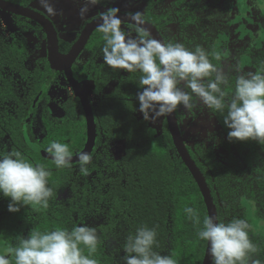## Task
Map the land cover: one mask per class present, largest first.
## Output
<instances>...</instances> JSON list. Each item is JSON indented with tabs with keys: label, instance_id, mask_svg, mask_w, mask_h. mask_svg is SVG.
Here are the masks:
<instances>
[{
	"label": "trees",
	"instance_id": "obj_1",
	"mask_svg": "<svg viewBox=\"0 0 264 264\" xmlns=\"http://www.w3.org/2000/svg\"><path fill=\"white\" fill-rule=\"evenodd\" d=\"M32 1L25 0L23 5L29 6ZM154 1L146 0L145 13L141 16L162 32L164 24L170 20L159 21ZM176 4L182 5L184 0H177ZM198 11L201 10L191 5L176 11L181 30L179 52L189 65L198 56L204 60V77L211 84V89L207 91L211 110L228 137L227 148L237 149L242 159L238 166L227 167L221 163L208 165L202 149L196 151L187 145L212 190L218 209L219 241L214 264H264V224H261L264 221V204L259 207L252 202L248 210L240 205L224 210L215 191V186L230 187L231 182L239 180L241 188L251 198L256 199L259 194L264 203V166L258 164V153L264 149V144L253 140L264 118L254 110L250 101L245 102V98L231 101L233 107L226 103L225 98L229 102L231 100L233 79L222 97L217 90H212L223 80L213 77L214 70L220 66L221 41L216 33L200 36L189 32L190 26L199 21ZM15 18L23 29L31 27L38 36L45 38L41 26L20 16ZM118 26L110 25L97 30L90 39L88 49L96 51L106 48L116 57L118 48L114 29ZM127 26L152 43L150 64H140L138 69L121 77L115 98L102 104L100 113L94 108L97 117L101 114L102 123L97 121L98 138L93 154L100 143L101 125L112 131L115 130L112 124L119 123L125 127V136L130 141L127 149L128 169L141 180L143 188L132 187L134 179L131 175L126 188L120 187L110 195L115 196L116 200L122 199L130 212L136 252L146 264H202L208 243L209 218L200 189L177 153L166 118L162 123V135H159L133 116L136 103L132 100L136 92L153 75L162 81L159 55L143 30ZM216 30H219L218 27ZM163 37L170 50L167 36ZM63 45L67 52L70 45L62 42ZM26 51V44L21 39H14L8 48L4 47L2 65H9L26 74L27 71L16 60L17 57L25 58ZM247 52L245 61L255 74L252 94L262 95L264 49L257 50L252 46L248 47ZM172 65L175 80L179 73L173 58ZM87 73L94 79L96 93L102 91L107 81L118 74L112 66H98L93 61L80 69L82 77ZM59 75V72L51 69L47 54L42 56L35 69L32 91L26 98V109L20 102L19 112L5 126L12 138L13 160L0 166V250L7 256L6 264H113L114 259L108 254L104 239H87L80 225L95 207L93 198L96 195L101 200L105 197L101 196V189L88 185L90 192L84 191L79 201L74 199L68 204L59 202V197L69 186L72 168L84 166L90 160L80 164L57 160L81 152L87 138L85 115L78 98L73 103H66L63 118L53 117L49 112V92ZM2 94L18 101L9 83L0 89ZM174 96L181 123L175 81ZM262 110L264 115V105ZM162 111L165 114L163 105ZM38 119L40 126L36 127ZM0 134H3L1 130ZM135 140L139 142L138 146L133 145ZM249 214H252L250 222L254 228L243 232L240 225Z\"/></svg>",
	"mask_w": 264,
	"mask_h": 264
},
{
	"label": "rangeland",
	"instance_id": "obj_2",
	"mask_svg": "<svg viewBox=\"0 0 264 264\" xmlns=\"http://www.w3.org/2000/svg\"><path fill=\"white\" fill-rule=\"evenodd\" d=\"M64 2L63 0H61ZM94 1V0H92ZM96 3L100 2L95 0ZM177 0H155L154 10L159 21L169 18L170 22L164 24L162 33L167 36L170 44V53L178 69V77L175 83L178 91L180 126L184 133L185 142L191 148L203 150L206 156V164L221 163L227 167L241 164L242 159L237 149L229 150L227 148L228 137L220 127L217 119L213 115L207 91L211 89V84L205 79V63L201 57H197L192 64L189 65L185 58L179 52L180 41V25L176 15L177 10H183L186 5L198 7L201 13H197L199 21L190 26L189 32L197 35L209 34L215 35L214 26L220 28L219 38L222 47L220 54V66L214 70L213 77L221 80L220 85L215 86L212 90L216 91L222 97L223 92L234 80L233 93L231 100L224 99L227 104L232 105L231 101L237 102L240 98H245V102L250 101L254 110L264 118L262 106L264 105V87L262 95H253L255 85L253 83L255 74L250 65L241 58L240 52L246 47L253 46L257 50L264 49V34L262 33L264 25V16L259 15V10L252 5L251 16L246 19L233 18L228 13L226 16H219V8L217 2L221 6L225 3L230 4L229 0H184V4H176ZM69 2V1H67ZM109 2H115L114 8L142 9L144 13L146 0H103L101 5L92 2H83L87 5H95L97 9L107 10ZM127 2L133 3V6L127 7ZM71 3V2H70ZM67 5V6H65ZM60 5L59 0H43L35 4V6L44 9H55L57 12L64 7H68L69 3ZM94 6V7H95ZM225 12H228V10ZM55 13V12H54ZM165 16H167L165 18ZM234 16V15H232ZM238 19V20H237ZM237 20V21H236ZM19 20L15 17L0 11V89L6 84L11 85L12 92L17 96V100L0 102V112L8 116H14L19 112V103H25L26 98L32 91V81L35 69L38 67V60L46 55V41L40 38L33 28L23 29L19 24ZM234 25V26H233ZM63 32L65 36L68 34L73 38L76 28L65 25ZM69 27V28H66ZM79 28V26H78ZM115 42L119 46L116 57L113 58L110 50L106 48L97 49L95 52L86 51L83 53L82 62L90 60L98 66H112L115 78H111L104 85L103 90L96 93L94 84L90 79L84 81L85 89L91 97L94 108L100 113V106L109 99L115 98V90L120 82V78L128 75L134 69H138L140 64L149 65V52L153 50L152 43L149 39H143L136 34V31L125 25L115 28ZM69 37V39L71 38ZM21 39L27 45L25 58L17 57L19 65L27 71L26 74L22 70H17L9 65L3 66L1 55L4 47H9L11 41ZM5 42L9 46H5ZM2 49V50H1ZM256 92V91H255ZM50 100L48 109L53 117L63 118L66 115L64 106L68 101H75V95L65 78L61 75L56 84L49 92ZM136 103L134 117L138 121L145 122L162 135V123L165 114L162 111L163 88L162 81L156 75L151 76L144 86L136 92V96L132 100ZM7 103V104H6ZM102 123L101 114L98 115ZM97 117V118H98ZM264 123V122H263ZM262 123L260 130L254 141L264 144V124ZM115 130H109L103 125L100 134V143L84 166H75L72 168L73 175L70 178L69 186L59 197V202L68 204L69 201L76 199L79 201L84 191L88 190V185L93 189H101V196L97 195L93 198L95 207L84 217L82 230L85 237L89 240L98 241L104 239L106 250L110 254L114 262L113 264H146V261L136 252L135 238L132 236L131 225L133 223L130 212L122 199L116 200L110 195L120 187L126 188L129 185V179L133 175L134 188H143L141 180L137 175L128 169L127 149L130 141L125 136V127L119 123L112 124ZM40 126L39 119L36 127ZM0 139V165L13 160V151L9 137L3 133ZM139 142L134 141L135 146ZM174 155V153H172ZM205 162V159L203 160ZM258 164L264 166V149L258 153ZM219 205L222 209H232L234 207L243 206L247 210L253 203L260 207L262 202L261 195L257 194L256 199L251 198L245 190L241 188L239 180L231 182L230 187L220 188L215 186ZM93 192V191H92ZM253 199V200H252ZM253 202V203H252ZM252 204V205H250ZM252 214L247 216L245 222L240 225L241 231L245 232L254 228L250 222ZM264 224V221L261 222ZM3 251L0 250V256ZM4 255V254H3ZM2 263V262H1Z\"/></svg>",
	"mask_w": 264,
	"mask_h": 264
},
{
	"label": "water",
	"instance_id": "obj_3",
	"mask_svg": "<svg viewBox=\"0 0 264 264\" xmlns=\"http://www.w3.org/2000/svg\"><path fill=\"white\" fill-rule=\"evenodd\" d=\"M89 2V0H83ZM0 10L26 18L38 25H40L46 34L47 40V57L50 67L54 71L62 72L65 78L80 100L81 106L84 111L87 127V138L84 148L81 152L64 158H57L70 164H80L93 155L96 147L98 137V126L96 122L93 104L89 98L86 89L75 78L73 72V65L86 47L93 33L104 26L110 25H133L143 30L152 40L160 59L162 71V88H163V107L165 110V118L167 120L168 129L172 136L175 148L179 157L182 159L193 178L195 179L200 192L204 198V202L208 212L209 218V234L208 243L205 257L202 264H214L216 250L219 241V215L217 205L212 195V190L192 158L187 144L185 142L184 134L182 133L181 126L177 117L174 96V76L173 65L170 51L167 47L166 41L155 25L146 21L141 16L131 13L114 12L111 14H104L89 22L82 30L80 37L72 46L68 53H62L59 46L58 32L54 23L39 11L30 7H24L19 4L12 3L7 0H0ZM81 14L83 19L98 16L99 11L94 5L81 6ZM88 14V15H87Z\"/></svg>",
	"mask_w": 264,
	"mask_h": 264
},
{
	"label": "flooded vegetation",
	"instance_id": "obj_4",
	"mask_svg": "<svg viewBox=\"0 0 264 264\" xmlns=\"http://www.w3.org/2000/svg\"><path fill=\"white\" fill-rule=\"evenodd\" d=\"M7 1H10V2H12V3H15V4H19V5H21V6H24L23 4H24V1L25 0H7ZM41 1H43V0H33L31 3H30V5L29 6H24V7H30V8H33L34 10H36V11H39V12H41L42 14H44L45 16H47L48 18H50V20L54 23V25H55V27H56V30H57V32H58V37H59V46H60V51L62 52V53H68L69 51H70V49L72 48V46L75 44V42L78 40V38L80 37V35H81V32H82V30L85 28V26L89 23V22H91L93 19H95V18H97V17H101L102 15H104V14H111V13H114V12H123V13H131V14H136V15H139V16H141V15H143L144 13H145V9H144V13L142 14V12H141V8L138 10H133V8L132 9H122V8H118V9H116V8H114V6H115V2L113 3V2H109L108 3V7H107V10L106 11H101V10H103L102 8H100V9H97V11H99V13H98V16H96V17H89V18H87V19H83V15L81 14V11L79 10L78 11V16L76 17V19H78L79 20V22H78V24H71V26H69V27H71V30H72V26L73 27H75L76 28V31L77 32H75L72 36H73V38L71 37V35H69L68 34V36L66 35L65 36V33L63 32V30H62V27H60L59 26V24L57 23V21L56 20H54L49 14H51V13H53V12H55L56 10L55 9H44V8H39V7H37V6H35V4L36 3H38V2H41ZM72 1V3L73 4H78L79 2L81 3V6H85V5H87L86 3H87V1H86V3L85 4H83V2H85V1H83V0H79V1H77V0H71ZM128 1H132V0H128ZM219 1H223V0H219ZM230 1V4H229V7H228V3H225V6L223 7V6H221V4H219L218 2H217V5H218V8H219V16H226L228 13L230 14V16L231 17H233V18H240V19H246L248 16H251L252 14H251V11H252V5H255L257 8H258V10H259V15H263L264 16V0H229ZM90 2H92V0H89V3ZM59 3H60V5H62L63 6V2H61L60 0H59ZM252 4V5H251ZM101 5V3H99V5L98 6H100ZM127 7L129 8L130 6L132 7L133 6V3L132 2H129V4H128V2H127ZM81 6H80V9H81ZM95 6V5H94ZM184 6H185V4H184ZM187 6V5H186ZM186 6L184 7V8H186ZM96 8H97V6H95ZM145 8H146V5H145ZM73 10V8L72 9H70V11H68V13H67V16H66V20L68 21L69 19L70 20H72V18L73 17H75V13H74V11H72ZM225 10L227 11L228 10V12H225ZM0 11H2V10H0ZM4 12V11H3ZM51 12V13H50ZM57 12V11H56ZM5 13H7V12H5ZM197 13H201V11L199 12H197ZM7 14H9V15H11V16H13V17H15L16 15H13V14H10V13H7ZM226 14V15H225ZM88 15V14H87ZM232 15H234V16H232ZM21 17V16H20ZM142 17V16H141ZM143 18V17H142ZM26 19V18H25ZM144 19V18H143ZM28 20V19H27ZM238 20V19H237ZM236 20V21H237ZM76 21V20H75ZM147 21V20H146ZM149 22V21H148ZM73 23V22H72ZM151 23V22H150ZM18 24V23H17ZM119 26H121V25H124V24H118ZM154 25V24H153ZM40 26V25H39ZM78 26H79V28H78ZM112 26H116V25H112ZM118 26V27H119ZM125 26H127V25H125ZM133 26V25H132ZM156 26V25H155ZM234 26V25H233ZM69 27H66V28H69ZM105 27V26H104ZM128 27V26H127ZM135 27V26H134ZM217 27V26H216ZM216 27L214 28L215 29V33L217 34V37H219V30H220V28H219V30L217 31L216 30ZM263 27H264V25H263ZM42 28V27H41ZM103 28V27H102ZM130 28V27H129ZM101 29V28H100ZM158 29V28H157ZM97 30H99V29H97ZM96 30V31H97ZM134 30V29H133ZM42 31H43V29H42ZM95 31V32H96ZM114 31H115V29H114ZM44 32V31H43ZM94 32V33H95ZM161 32V31H160ZM93 33V34H94ZM262 33L264 34V28H263V30H262ZM161 34L162 35H164L162 32H161ZM46 35V34H45ZM40 38H42L41 36H39ZM69 37H71L70 39H69ZM92 37V36H91ZM114 38H115V33H114ZM150 38V37H149ZM43 40H45L46 41V54H47V40H46V36H45V38H42ZM91 39V38H90ZM23 41V40H22ZM12 42L13 41H11V43L10 44H12ZM24 42V41H23ZM62 42H64V43H68L69 45H70V48H69V50L67 51V52H65V49H64V46L65 45H63V47H62ZM89 42H90V40H89ZM89 42L87 43V45H86V47L84 48V50L82 51V53L80 54V56L78 57V59L76 60V62L74 63V65H73V72H74V75H75V78L81 83V85L85 88V86H84V81H86L87 79H90L92 82H93V84H94V89H95V82H94V79H93V77L91 76V74H89V73H87L86 74V76H84V77H82L81 75H80V69L83 67V65L84 64H87V63H89L90 62V60H85L84 62H82V60L83 59H81V57H82V55H83V53L84 52H86V51H90V52H95V51H91L90 49H88V44H89ZM25 43V42H24ZM5 46H9L8 44H7V42H5ZM26 44V43H25ZM167 44V43H166ZM1 47L3 46L2 44L0 45ZM249 47H252V46H249ZM117 48L119 49V46H117ZM28 48H27V45H26V50H27ZM247 49H248V47H246L243 51L241 50V52H240V55H241V58H242V56H243V59L244 60H246V58H248V52H247ZM2 50V49H1ZM170 51V50H169ZM3 53H4V50L2 51ZM246 54V55H245ZM170 55H171V53H170ZM113 58H115L114 56H112ZM171 58H172V55H171ZM47 59H48V57H47ZM96 64V63H95ZM50 65V64H49ZM251 67V66H250ZM251 69H252V67H251ZM56 72H58V71H56ZM60 73V75H59V77L62 75L64 78H65V75H64V73H62V72H59ZM78 76H80V78H78ZM59 79V78H58ZM65 80H66V78H65ZM175 81V80H174ZM66 82H67V80H66ZM68 83V82H67ZM69 85V84H68ZM70 86V85H69ZM71 88V87H70ZM72 89V88H71ZM72 91H73V89H72ZM87 91V90H86ZM74 92V91H73ZM88 93V92H87ZM74 95H75V97H76V94H75V92H74ZM89 95V94H88ZM77 98V97H76ZM89 98H90V100H91V97L89 96ZM3 101H13L10 97H9V95H0V102H3ZM91 102H92V100H91ZM7 104V103H6ZM93 104V103H92ZM163 104V103H162ZM26 105H27V101L25 102V103H23V105H22V107L24 108V109H26ZM83 109V108H82ZM93 109H94V105H93ZM94 112H95V110H94ZM15 116L17 115V113H15L14 114ZM95 117H96V122L98 121V118H97V116L95 115ZM11 118H12V115H10V116H8L7 114H4V113H2V112H0V130L3 132V133H5L6 134V136L7 137H9V139H10V142H11V148H13V144H12V138H11V136H10V134L8 133V131H7V129H6V125H8V123H10V121H11ZM86 120V119H85ZM97 126H98V124H97ZM2 136H4L3 134H0V139H1V137ZM5 137V136H4ZM98 138V137H97ZM91 159V158H90ZM1 166V165H0ZM4 254V255H3ZM2 262V263H1ZM6 262H7V256H6V254H5V252L4 253H2V256H0V264H6Z\"/></svg>",
	"mask_w": 264,
	"mask_h": 264
},
{
	"label": "crops",
	"instance_id": "obj_5",
	"mask_svg": "<svg viewBox=\"0 0 264 264\" xmlns=\"http://www.w3.org/2000/svg\"><path fill=\"white\" fill-rule=\"evenodd\" d=\"M63 1H64L63 2V5H65L66 3H69L68 7H64L62 10H59L58 12L55 11V13L54 12L53 13L50 12L51 14H49L54 20L57 21V23L59 24L60 27H62V29L65 28L64 27L65 25L71 26V24H74V25L75 24H78L79 20L76 19V17L78 16V11L80 10V6H81V3L80 2L78 4H73L71 0H63ZM67 1H69V2H67ZM77 1H79V0H77ZM93 3H95L96 5L99 4V2L96 3L95 0L92 1V4ZM65 6H67V5H65ZM72 8H73L72 11H74V13H75V17H73L72 20L69 19L67 21L66 20L67 13Z\"/></svg>",
	"mask_w": 264,
	"mask_h": 264
}]
</instances>
